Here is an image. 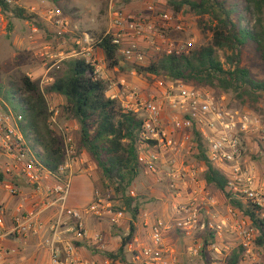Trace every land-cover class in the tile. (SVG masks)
I'll return each mask as SVG.
<instances>
[{"label": "rangeland", "instance_id": "obj_1", "mask_svg": "<svg viewBox=\"0 0 264 264\" xmlns=\"http://www.w3.org/2000/svg\"><path fill=\"white\" fill-rule=\"evenodd\" d=\"M149 1L155 2L156 0H122V13L126 16L142 15L146 8L145 3ZM225 1L229 5H237L240 11L244 8L243 0ZM107 2L108 0H8L11 8L19 7L24 9L25 15L29 19L20 20L14 18L9 13L4 16L0 14V100L3 101L2 96L5 93H13L14 89L20 86V81L24 76L34 81L40 91L45 89L52 82V79L61 73V71L53 72L49 70L55 61L61 60L63 64L64 62L77 59H85L88 62L96 58L102 59L100 57L101 51L94 50V46L89 47L86 43V37L97 39L108 30ZM181 16L185 23L183 32H176L173 29L160 30L158 32L166 44L168 42L175 44L192 40L195 48L206 45L211 38L207 31V27L210 25L208 18L200 19L190 13L188 9L182 10ZM57 21L62 22L61 25L64 26L61 35L58 34L61 28L59 29ZM7 24H10L9 30L7 29ZM145 33L149 36V32ZM142 43V50L146 60L141 65L129 63L118 55L119 67L111 70L106 67L103 61L105 76L103 81L106 85V90L109 91L115 88L117 91L122 86V90L128 91L125 103L128 106L138 107V111L135 114L139 118H143L145 114L140 106L141 100H147L155 93H163L164 88L168 89L170 85L164 78L159 77L154 79L137 72L138 67H147L150 62L154 61L158 55L163 54L165 50V45L161 46L154 36L144 38ZM219 56L221 62L224 63V54L219 53ZM241 67L247 69L254 80L264 81V62L260 59L252 44H247L242 51ZM121 80L123 83H121ZM195 89L208 93L216 103L226 110L238 113L249 112L255 115L258 122L264 126V95L256 104H243L232 94L210 88L196 87ZM133 92H136L134 99L129 97ZM46 99L53 114L52 117L55 120V123H52L54 133L62 141V131L66 129V134L71 138L74 147V159L81 160L80 157L83 152H76V145L79 139L78 126L74 121L67 119L63 115L62 105L64 104V99L53 94L47 95ZM171 115H175L177 120H180L182 116L178 112L174 114L165 113L163 123L166 126H172L173 117ZM187 132L191 131L187 130ZM241 140L242 159L245 166L253 169L257 177L259 175L262 179L264 177V150L258 149L257 152L255 151L257 149L255 146L256 138L252 133L247 136H241ZM198 142L201 144L199 138L194 134L190 143L186 145V148L160 153L161 160H165L170 168L176 165L177 169L181 171L191 169L195 172L194 179L198 183V187L189 182L190 180L186 181L187 186L182 187L181 190L179 189L183 197H188L194 191L202 190L207 200L206 207L198 213V226L190 235H186L175 229L170 230L169 233H172L175 239L179 238V242L173 245V247H193L194 253L191 251L192 259L189 264H206V256L207 258L211 257V260L215 264H227L232 250L240 251L243 260L246 262L254 260L253 264H264V250L257 248L253 252V257L248 258L243 254L240 247L241 239L236 232L237 227L252 230L255 238L257 236L249 220L240 211L228 205L224 194L212 186L205 185L203 181L205 165L198 159L200 151L197 145ZM200 149L205 153L204 146ZM85 156L86 158L83 162H88V164L95 166L93 171L90 170L94 191L97 192V195H94V202L99 204L100 209L109 211L112 216L121 214V218L118 219L117 223L111 222V216L103 215L100 219L103 230H109L112 233L109 250L112 251V254H116L120 245V238L125 237L128 233L131 215L125 212L120 200L113 194L110 188H107L101 171L96 167L91 157L88 154H85ZM159 166L163 167L164 163H160ZM141 167L142 171L139 178L127 191V196L134 200V205L138 208V215L134 226L136 229L138 227L140 229L142 227L143 229H149L155 221H161L165 224L168 222L172 223L173 204L175 203L173 197L176 196L177 190L171 187L173 183L165 174L168 169L159 171L155 167V172H153L150 168L148 170V167ZM7 183H9V180L5 179L4 183L0 185V204L10 199L4 191ZM26 187L33 191L28 185ZM262 198L264 201V193ZM239 202L243 206L247 205L245 201ZM143 213L148 218H143ZM224 232L227 235L226 240L218 241L220 238L218 234ZM165 234L163 236L164 239L166 237ZM183 238H187V242L183 241ZM46 240H42V245L45 248L47 245ZM78 241L72 239L71 234L64 233L61 243L66 242L67 245H71L75 249ZM221 243L223 246L219 248L218 253H215L214 249H211L218 256H213L208 252V244H216L218 246ZM95 248L91 249L97 251L102 258L107 259L105 257V254L108 253L107 251H104L100 247L99 249ZM133 252L135 253V251ZM255 259L258 261H255ZM108 261L109 264H136L134 263L136 262V258H133V256H125V263H119L118 259Z\"/></svg>", "mask_w": 264, "mask_h": 264}, {"label": "built area", "instance_id": "obj_2", "mask_svg": "<svg viewBox=\"0 0 264 264\" xmlns=\"http://www.w3.org/2000/svg\"><path fill=\"white\" fill-rule=\"evenodd\" d=\"M144 14L136 16H126L122 13V0H108L107 13L109 17L108 30L103 37L110 36L112 43L118 46V55L129 63L141 65L145 62V54L142 50L144 38L155 37L161 46L165 45L164 54H185L195 49L194 42L187 40L171 44L163 40L158 34L160 30L173 29L176 32H183L185 28L182 10L174 12L168 6L167 0H156L145 3ZM59 25L58 34L61 35L64 26ZM145 32H149L147 36ZM97 39L86 37L89 47L96 44ZM141 43V44H140ZM90 63L94 67L95 74L103 80L104 65L101 59H92ZM61 64V60L53 62L50 71L55 70ZM105 77V76H104ZM160 87L161 84H159ZM161 94L155 93L147 100H141L140 106L145 112L142 120V130L140 133V148L138 152V163L148 167L155 172V167L159 171L168 169L165 173L173 183L176 196L173 197V221L172 223H162L155 221L149 227L150 242L146 246L139 247L140 257L149 263H153L158 258V253L162 249L164 234L171 229L190 235L198 226V213L206 207L207 200L202 190L194 191L188 197H183L181 188L187 186L186 181L192 182L196 187L195 172L191 169L181 171L177 166H170L161 160L160 153L172 152L186 148L193 135L199 138L204 146L205 157L212 166L222 173L226 178V191L231 198L237 201H245L260 208L264 217V177H257L254 170L246 167L242 159L241 136L253 134L256 138L255 146L264 150V126L260 124L255 115L249 112L238 113L226 110L214 101L208 94L193 87L183 84H170L168 89ZM128 92V91H127ZM136 92L129 95L134 99ZM127 98V94H124ZM117 99V97H110ZM125 110L136 112L138 107L121 104ZM182 115L180 120L172 116V126L163 123V116L166 113ZM53 116V115H52ZM22 116L15 114L2 100H0V175L8 179L4 191L13 198L19 195V190L13 186V180L22 178L26 184L34 191H39L43 187L44 175L51 178L53 183L46 189L50 204H41L39 208L31 214L17 213L11 216L9 225L6 223L7 213L0 205V262H3L6 250L2 246L5 239L22 240L30 231V221L41 216L51 206L58 209L57 215L50 225V239L47 243L51 252V264H81L70 260L73 251L71 245L66 246L67 258L65 262L58 260L57 245L62 241L64 233L71 234V238L80 240L85 237V227L82 222L81 212L67 208V200L70 192L69 171L75 162L74 147L71 138L66 134V129L62 131V144L64 147L65 161L56 172L50 173L45 170L36 158L32 149L31 141H27L22 134ZM51 124L55 123L53 117ZM187 130L193 132H187ZM175 136H180L176 137ZM199 146V144L197 143ZM189 150V148H188ZM164 166H159L160 163ZM164 174V171H163ZM264 176V175H263ZM4 183V182H2ZM0 183V185L2 184ZM181 184V185H180ZM180 189V190H179ZM89 212L97 217L111 216V222L117 223L121 214L111 215L109 211L100 209L98 203H93L89 207ZM64 228V231H63ZM241 242L240 247L246 257H253V252L257 249L254 244L255 236L252 230H245L237 227ZM99 242V236L94 238ZM154 258V259H152ZM137 259V258H136ZM4 263V262H3ZM4 264H15L8 262Z\"/></svg>", "mask_w": 264, "mask_h": 264}, {"label": "trees", "instance_id": "obj_3", "mask_svg": "<svg viewBox=\"0 0 264 264\" xmlns=\"http://www.w3.org/2000/svg\"><path fill=\"white\" fill-rule=\"evenodd\" d=\"M167 4L174 12L188 9L200 19L207 17L211 38L206 45L187 55L160 54L147 67H138L137 72L154 79L164 78L168 84L218 90L232 94L240 103L256 104L264 95V81L254 80L249 71L241 67V55L244 47L252 44L264 62V0H243L242 11L225 0H167ZM7 13L16 19H29L24 9L11 8L8 0H0V14ZM94 50L101 51L100 57L108 69L119 67L118 46L112 43L110 36L100 35ZM219 53L224 54V63ZM57 71H61L60 75L42 91L24 76L13 93L2 96L3 102L22 116V134L31 141L40 165L54 173L64 164L65 154L62 141L52 129L53 114L46 96L53 94L64 99L63 115L74 121L79 130L76 152L83 150L91 157L107 188L131 215L128 233L120 238L116 254H105L108 260L118 259L119 263H125V249L134 237L138 215V208L127 196V191L142 171L138 163L142 120L134 112L123 109L118 100L106 96L104 81L96 76L93 65L85 59L61 63L53 70ZM200 148L201 144L198 159L205 165V185L224 194L228 205L249 220L257 233L254 244L264 250V217L260 208L250 203L243 206L232 199L225 189V176L212 166ZM4 180L0 175V183ZM241 260V252L233 251L227 264H238Z\"/></svg>", "mask_w": 264, "mask_h": 264}, {"label": "crops", "instance_id": "obj_4", "mask_svg": "<svg viewBox=\"0 0 264 264\" xmlns=\"http://www.w3.org/2000/svg\"><path fill=\"white\" fill-rule=\"evenodd\" d=\"M101 60H103V58ZM121 83H123V81ZM124 94H127V92L125 89L122 90V86L119 87L117 91L115 88L110 89L109 91L106 90L107 97H117L121 104H125L126 99L123 97ZM255 151L257 152L258 150L256 149ZM82 152L83 153L80 157L81 160H75L70 167L69 178L71 192H69L66 205L68 209L81 212L86 235L76 243L77 245L75 246V249H73L69 259L75 262H80L81 264H109L108 259L102 258L97 251L91 249L93 247L99 249L100 247L104 251L112 253V251L109 250V242L112 238V233L109 230H103L101 226L102 224H100L101 217H97L89 212V207L95 201L94 195H97V192L94 191L93 178L90 172V170L93 171V169H95V166L88 164V162H83L86 158V153L83 150ZM52 183L53 180L44 175L42 189L39 191H32L26 187L27 184L22 178L14 179L13 186L17 187L19 195L13 198L9 197V200L0 204L6 210L7 225H9L11 216L14 217L18 212H20V214H31L32 212H35L41 204H50L52 199L48 198L46 189L51 186ZM57 209L56 206H51L41 216L31 220L30 231L24 239H5L2 242V246L6 250L3 262H14L15 264H51V252L47 245L46 248L42 245V240L47 239L46 242H48L50 239V225L57 215ZM144 217L147 216L143 213V218ZM169 232L170 231L165 234L166 237L163 244L165 247L159 251L158 258L155 262H146L140 257L139 252H137L139 247L146 246L150 242L149 229H143V227L141 229L140 227H138V229L135 227L134 237L125 249L124 255L126 257L133 256V258H137L136 262H134L136 264H189L192 259L191 251L194 250L192 249L193 247L189 245L187 248L184 246L182 248L179 246L173 247V245L179 242V238L175 239L174 235ZM96 236H99L98 243L94 241ZM218 236L220 237L218 241H225L227 238L225 232L218 234ZM187 240V238H183V241L187 242ZM66 245L65 242L56 246L59 254L58 260L61 262H65L67 258ZM221 246H223L222 243L221 245L218 244V246L216 244H208L207 250L211 255L218 256V254L215 253L219 252ZM211 249H214L215 253H213ZM133 251H135V253ZM233 251L234 250H232L231 253H233ZM205 260L206 264H215L211 260V257L207 258L206 256ZM127 261L129 262V260ZM253 261L254 260H248V262H246L242 258L238 264H253ZM255 261L258 260L255 259ZM3 262H0V264H4Z\"/></svg>", "mask_w": 264, "mask_h": 264}]
</instances>
